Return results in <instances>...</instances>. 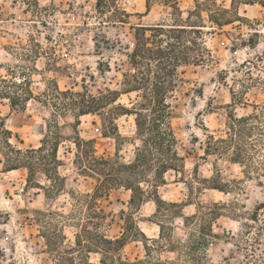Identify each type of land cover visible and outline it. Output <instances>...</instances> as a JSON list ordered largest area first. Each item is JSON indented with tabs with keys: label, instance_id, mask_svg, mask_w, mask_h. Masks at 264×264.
Segmentation results:
<instances>
[{
	"label": "rangeland",
	"instance_id": "1",
	"mask_svg": "<svg viewBox=\"0 0 264 264\" xmlns=\"http://www.w3.org/2000/svg\"><path fill=\"white\" fill-rule=\"evenodd\" d=\"M195 1L152 0L147 12L146 0H101L100 4L98 0H0V78L25 81L36 97L13 108L0 94V115L11 131L10 142L23 149L41 144L55 115L63 136L58 155L60 174L65 177L62 189L50 196L46 187L51 182L43 172L28 182L27 169L6 171L0 154V264H63L61 252L50 251L49 238L59 242L64 251L63 237L68 245L74 244L79 231L76 221L82 223L87 218L84 211L76 218L62 216L73 209L70 192L91 191L94 180L81 175L73 163V137L77 134L73 113L59 116L52 105L42 102L50 83L56 81L62 90L87 89L91 93L119 89L122 73L129 67L127 54L136 41L134 27L138 23H182L188 11L195 9ZM197 1L206 5L194 19L205 25L201 37L212 59L178 69L179 79L169 102L185 172L169 171L158 192L164 200L184 204L185 215L196 213L199 203L224 205L214 222L218 238L207 251L208 264H264V0ZM220 9H228L220 16L231 21L222 28L212 20ZM150 33L147 31L148 36ZM1 91L4 86L0 82ZM136 94H124L118 102L129 105ZM232 113L238 117L259 114L251 137L256 151L248 165L235 163L231 150L223 156L205 153L210 135L226 136ZM117 122L120 132L132 138L134 117L124 115ZM77 129L81 137L95 141L98 155L114 156L120 146L115 137L102 135L98 115L81 116ZM120 147L125 159L133 155L130 139ZM201 179L218 183L223 190L209 188ZM130 197V190L117 188L99 201L107 217L105 231L113 237L136 223L147 236L157 237L160 227L154 222L155 202L149 199L135 209L129 204ZM171 224L175 239L185 236L182 218L171 219ZM131 239L121 256L148 260L143 238ZM71 255L75 264H83L82 253ZM154 256L173 260L176 253L166 250ZM100 257L91 254L95 263Z\"/></svg>",
	"mask_w": 264,
	"mask_h": 264
},
{
	"label": "trees",
	"instance_id": "2",
	"mask_svg": "<svg viewBox=\"0 0 264 264\" xmlns=\"http://www.w3.org/2000/svg\"><path fill=\"white\" fill-rule=\"evenodd\" d=\"M151 1L146 0L147 12L151 10ZM195 2V9L188 11L186 19H181L182 23H159L149 26L138 23L134 27L137 30L136 41L131 43L130 53L127 54L129 67L122 73L123 79L119 89L105 88L97 93H91L87 89L62 90L56 81H52L43 93L42 102L52 105L59 116L73 113L77 133L73 137L76 145L73 163L81 175L94 180L91 191L70 192L73 209L67 216L62 215L65 218H76L81 211L87 215L82 223L76 221L75 226L79 231L74 235V244L68 245L62 233V245H65V249L61 251L59 242L49 238L47 245L50 251L61 252L59 260L63 264H75L74 257L68 256L75 251L82 253L83 264H208L207 251L213 240L218 238V234L214 232V222L221 215L220 208L224 205L217 202L211 205L199 203L196 213L185 215L184 204L164 200L158 192L159 187L166 184V174L169 171L185 172L184 158L177 150L178 139L172 123L173 105L169 102L179 79L178 69L182 65H199L212 59L211 50L201 37L205 25L194 19L195 16H201L200 11L206 5L197 0ZM100 3L101 0H98L97 4ZM220 10L216 11V19L211 14L210 18L213 17L212 20L222 28L231 21L220 16L227 14L228 9ZM147 31L151 32L149 36ZM0 82L4 86V91L0 94L10 101L13 108L36 99L30 87H25V81L0 78ZM133 92L137 94L135 98L130 97V106L118 102L122 95H130ZM88 114L100 117L103 127L101 133L104 137H115L120 146L123 141L130 139L134 144L133 155L125 159L120 154L119 145L116 146L114 156L98 155L95 141L84 139L77 129L81 116ZM124 115L134 117L132 138L120 132L117 120ZM258 118V113L242 117L232 113L226 136L215 138L210 135L205 153L223 156L231 150L235 163L250 164L253 160V150L256 151L251 137L257 128L254 121ZM60 128L59 120L54 115L39 146L18 148L10 142L11 131L6 128L5 120L0 115V154L4 157L5 170L26 168L28 182L32 181L37 172H43L51 182L46 187L50 196L62 189L65 177L60 174L62 161L58 155L59 146L63 141ZM201 180L203 184H210L207 179ZM189 183L193 192L194 183ZM36 186L41 187L39 184ZM221 186L213 183L208 187L223 190ZM117 188L131 191L129 204L135 209H140L149 199L155 202L154 222L160 227L157 237L147 236L136 223L131 229L124 227L120 235L113 237L105 231L107 217L99 201ZM175 217L182 218V229L185 232V236L176 239L173 222L169 225ZM139 237L143 238L141 242L148 260L137 257L132 261L123 258L121 251L129 239L138 240L136 238ZM166 250L176 253V258L163 260L154 256L155 252ZM91 254L101 256L99 263L91 260Z\"/></svg>",
	"mask_w": 264,
	"mask_h": 264
}]
</instances>
